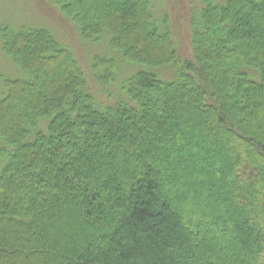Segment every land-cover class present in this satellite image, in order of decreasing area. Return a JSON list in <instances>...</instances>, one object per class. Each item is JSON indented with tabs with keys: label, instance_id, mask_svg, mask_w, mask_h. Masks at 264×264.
<instances>
[{
	"label": "trees",
	"instance_id": "1",
	"mask_svg": "<svg viewBox=\"0 0 264 264\" xmlns=\"http://www.w3.org/2000/svg\"><path fill=\"white\" fill-rule=\"evenodd\" d=\"M51 1L107 52L0 28V264H264V0H184L187 59L153 0Z\"/></svg>",
	"mask_w": 264,
	"mask_h": 264
},
{
	"label": "rangeland",
	"instance_id": "2",
	"mask_svg": "<svg viewBox=\"0 0 264 264\" xmlns=\"http://www.w3.org/2000/svg\"><path fill=\"white\" fill-rule=\"evenodd\" d=\"M156 7L159 10L165 11L171 15L169 21L173 22L174 37L177 43V50L182 59H187L189 55L187 45V33L189 32L188 25L186 24L185 15H190L191 9L187 8V2L184 0H163V4L160 5L156 0ZM169 19V20H170ZM21 25H37L42 26L54 31L60 38L67 41L75 53L76 58L84 68H87V61L94 55H100L107 52L106 43L103 44V40H100L94 44H82L78 40V37L73 30L72 26L68 24L58 13L52 4L51 0H0V28L2 26H8L12 29H17ZM179 47V48H178ZM106 50V51H105ZM142 65H130L122 64L115 74V78H119L121 83L126 76H130L139 69H144ZM158 76L164 79L172 78L167 68L156 69ZM0 74L10 77L26 79L27 74L16 67L3 53L0 41ZM0 89V97H1ZM94 96L98 101L108 102L113 96L112 92L102 91V93H94ZM119 96V95H118ZM1 164V163H0Z\"/></svg>",
	"mask_w": 264,
	"mask_h": 264
}]
</instances>
